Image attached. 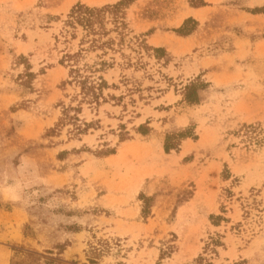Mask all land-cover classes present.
I'll return each mask as SVG.
<instances>
[{
	"label": "rangeland",
	"instance_id": "374dc122",
	"mask_svg": "<svg viewBox=\"0 0 264 264\" xmlns=\"http://www.w3.org/2000/svg\"><path fill=\"white\" fill-rule=\"evenodd\" d=\"M118 1L0 0V264H264V0Z\"/></svg>",
	"mask_w": 264,
	"mask_h": 264
},
{
	"label": "trees",
	"instance_id": "16d2710c",
	"mask_svg": "<svg viewBox=\"0 0 264 264\" xmlns=\"http://www.w3.org/2000/svg\"><path fill=\"white\" fill-rule=\"evenodd\" d=\"M136 0H119L115 4H107L103 5L101 7H89L84 4H76L72 7L68 14V19L66 20V23L71 25L73 28H77V26H81L82 29L85 30V35L83 39H86L88 42V46L85 50L95 49L97 47H104L105 45H111L112 39H108L105 42L101 41L99 42V38L107 34V30L104 27V20L106 18V15H110V17L113 19V22L115 24V28H118L117 24H120V26L124 25L123 21L120 20L122 15V9H124L129 4L133 3ZM185 24V23H184ZM92 35H97V38H91ZM121 41V40H120ZM159 50V48H156V51ZM82 50H77L75 52H71L66 54L64 57L67 58V61L70 62L69 66V72L73 75L74 82L78 83L80 89H81V97L80 101H86L89 104L95 103L96 105L99 103V99L102 97V88L106 86L105 80L102 78V76H96V78H91L92 76H88L87 74H82L80 72V68L78 65L79 58L81 57ZM100 67H105L110 65V63H107V61L102 60L99 63ZM85 69H91L92 66L88 64H84ZM193 84H189L184 87V100L188 103H196L197 102V94H194L192 90ZM79 108L74 106H68L63 108L62 110V117L60 118L62 121H72L74 123L76 116H72L69 114V111L74 110L77 111ZM75 124V123H74ZM85 125V124H84ZM76 131H81L80 125H77L75 127ZM188 130H181L175 135L181 136V138L188 137L187 135ZM170 135H166V138L164 140V150L166 152L170 151L171 149L176 148L178 143H172L169 140ZM210 264V263H209Z\"/></svg>",
	"mask_w": 264,
	"mask_h": 264
}]
</instances>
